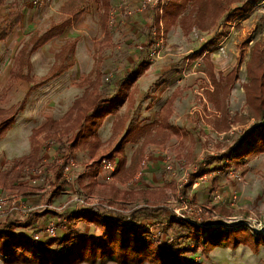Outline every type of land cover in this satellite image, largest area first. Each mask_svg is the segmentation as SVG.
<instances>
[{"label": "rangeland", "instance_id": "374dc122", "mask_svg": "<svg viewBox=\"0 0 264 264\" xmlns=\"http://www.w3.org/2000/svg\"><path fill=\"white\" fill-rule=\"evenodd\" d=\"M0 1L3 3L0 9V24L9 20V14L16 13L22 5L30 6L32 4L31 0ZM170 1L176 2L177 7L174 8L177 10L181 7V14L176 19H173V16L167 19L165 9L169 6ZM63 2V0H56L49 6L38 8L41 11L36 21L28 22L25 20L10 33L6 41L0 42L2 106L20 107L30 91L23 110L18 111L16 116L19 127L22 129H26L24 127H27L28 123H32L27 118L42 121L51 114L50 104L53 95L60 94L61 88L55 78L49 79L48 77L52 76V73H58L71 62L75 64V56L71 55V46L73 47L74 42L77 44L75 51L78 49L84 54L90 55V57H85V63L91 60L92 55H94L95 63L99 65L110 64L113 58L111 54L114 45L110 44L109 41H111L115 31L109 24V19L115 1L68 0L65 2L66 5L64 4L65 7H63ZM156 2L157 6L151 11H157L156 15H158V17L154 15L157 21H155L153 28L157 30L156 41L162 40L161 52L169 46L194 50L191 61H195L196 68L202 74L198 79L201 85L195 92V96L197 100H203L204 96L209 98L214 104L213 106L221 111L223 118L215 120V117L207 118L204 116V121L199 120L201 127L198 128V135L203 148L175 158L177 166L189 168V181L185 183L179 180L178 182V196L180 198L175 205L162 202L154 204L158 206L157 209L138 207L133 210L135 205L115 204L95 198L93 200L118 209L109 211L111 215H105L106 217L115 215V218L119 216L132 218V214L140 210L144 211L148 216L147 226L137 228V230L142 233L147 242L158 246L160 250L173 246L175 250L182 253V258H191L201 264H264V235L253 236L251 230L245 225L253 222L256 227L259 224L264 227V154L236 156L234 153V149L237 148V144L244 134L259 125L254 119L248 118L245 86L248 83L247 62L250 60L252 50L255 46L260 45L264 53V0H156ZM119 7L118 5L117 9ZM81 11L84 12V15L80 19H75L74 15ZM161 17L163 24L160 21ZM166 21L169 30L171 28L175 30L172 34H167ZM61 25H66V29L58 41H53L46 47L40 48L33 55L30 53L33 38L41 36L51 27ZM194 31L198 32L204 40L197 38L193 33ZM57 42L59 44H56ZM62 45H66V52L60 56L61 60L55 61L56 54ZM202 47L206 50L210 49V51L207 52V55L197 57ZM214 53L219 56H214ZM212 58L215 63L211 61ZM54 62L56 65L54 72H50V67L53 66ZM149 62L152 63L153 59L149 58ZM21 71L25 77L28 76L30 82L23 80L22 83L20 82L19 73ZM105 76L106 74H101L96 83L91 84L89 78L80 85L83 88L90 84L87 90L88 94L82 100L80 107L73 114L64 116L62 121L58 122L53 119L54 122L49 124L50 126L46 131L33 138L32 151L34 153L32 152V154L37 158L30 162L28 168L31 170L40 164L46 167L48 185L53 186L51 189L52 197H54L52 202L56 205H63L62 202L57 203V198L61 195L62 190H59L58 185L52 182L51 174L58 171L57 166L60 165L65 150L72 149L76 138L84 132L87 133L88 130L91 131L92 124L86 122V119L88 112L92 108L95 109L92 102L95 98L100 97L98 96L100 90L105 91L103 98L111 95L108 92L112 88L106 85L109 82ZM102 84L104 85L102 86ZM214 88L216 89L215 93L211 91ZM70 91L71 89H68V92L65 91L61 94L67 95ZM77 91V94L81 92L79 89ZM100 102L101 100L97 104ZM106 104L102 105L106 106ZM203 109L206 114H213L207 106ZM207 130H211L210 133ZM9 138H13L12 132L6 139ZM4 141L0 143V196H8V194L9 196L12 194L26 196L27 190H22L19 183H26L30 180L26 176L29 171L20 168L18 161L21 158L12 159L10 152L15 146L12 144L11 150L9 148L11 143L8 141L5 144ZM51 141H54V144H50ZM86 142L97 143L96 140L89 142L84 135L81 143ZM21 146L19 144L18 149ZM24 149L27 151L28 146ZM119 157L121 158V155ZM44 159H48V165L43 161ZM219 160L223 161L224 165L218 167L216 163ZM210 165L215 166V168L209 170L212 168ZM214 172L222 174L225 184L226 182L233 184L232 187L235 189L236 196V199L233 200V206L217 210V213H214L210 207L197 203L195 195L191 194V188L196 177L203 178L201 181L203 186L204 183L210 182L207 175ZM238 176L242 177V181L237 180ZM179 179H182L181 172H179ZM210 184L214 185L212 182ZM212 190L215 192L217 188ZM75 194L90 197L88 194ZM136 205L139 206L140 204L137 203ZM159 210H169L170 213L165 211L156 216L155 214L159 213ZM174 210H179L181 214L188 215V218L196 222L193 224L197 225V228L192 227V225L184 227L177 224L178 221L190 222L177 219ZM152 212L155 214L153 215ZM34 213L38 212L34 211ZM97 214L103 219V213ZM217 214L226 215L228 218L216 219ZM134 216L136 218L137 214ZM67 219H69L66 220L67 223H70V228L67 230L63 228L66 224L64 221L53 220L60 227L58 230H66V234L63 236L66 237L67 234L71 236V241L67 245L64 244L65 247L56 243L55 238L49 241L51 247L47 251L53 257H39L28 252L22 254L16 252V257L20 258L18 264H55V261H65L70 251L78 247L79 238L88 236L102 238L105 235L104 230L100 227L96 228L94 224L92 228H85L89 224L82 220L80 215ZM19 220L23 224L26 222L24 218ZM173 221L177 223L174 227L167 229ZM129 222L132 221L129 220ZM233 228L237 231H230ZM203 229L207 230L208 234H205ZM32 238L26 239L30 240L29 243L33 245L34 243L37 244ZM113 244L116 245L113 251L119 253L117 247L121 241ZM84 256L76 264H120L112 258L114 255L110 254L97 253L92 256L86 251ZM9 261L7 258H0V264H10ZM141 264L151 263L144 261Z\"/></svg>", "mask_w": 264, "mask_h": 264}, {"label": "crops", "instance_id": "0c3cea01", "mask_svg": "<svg viewBox=\"0 0 264 264\" xmlns=\"http://www.w3.org/2000/svg\"><path fill=\"white\" fill-rule=\"evenodd\" d=\"M63 1V5H66L65 2L68 0ZM114 1L115 6L110 12L109 19V24L115 31L111 41H109L110 44L114 45L111 54L113 58L112 60L109 58L111 63L107 65L96 64L94 55H92L91 60L85 63V57H90V55H86L83 51L78 49L75 51L77 44L74 42L73 47L71 46V55L73 57L75 56V64L71 62L58 73H52V76L48 77L49 79L55 78L58 86L61 88L60 94L53 95L50 104L51 114L47 115L42 121L27 118L32 123H28L27 127H24L26 129L19 127L16 115L15 123L6 133L7 136L5 134L0 140V143L12 132L13 138L4 141L5 144L6 142L8 143V141L11 143L9 145L10 149L15 146L10 152L12 159H22L23 157L33 155V138L37 134L46 131L54 120L58 122L62 121L64 116L73 114L80 107L82 100L88 94L87 90L90 84L83 88H81L80 85L89 78L91 79V84L96 83L98 79H100L101 74H106L105 78L108 79L109 82L106 85L112 88V90L108 92L111 95L103 98L105 91L103 92V90H100V94L98 95L100 97L93 100L92 106L94 105L93 107H95L99 100H101L100 104L107 103L106 106H108L110 100H114V107L109 111L97 132L91 133L89 130L87 133L84 132L80 137L78 136L76 138L71 150L64 151L63 157L66 154L72 157L78 163L79 169L75 173L73 182L70 185L64 184V188L60 193L61 195L57 198V203L59 204V202H62L63 205H65L73 194L82 193L88 194V196L92 198L106 200L115 204L124 203L129 206L135 205L132 208L133 210H136L138 207L157 209L158 206L154 204L162 202L175 205L179 202L180 198L178 196L179 173L175 175L167 170V158H173L176 168L181 167L176 165L175 158L177 156L192 151L195 152L203 148L198 135V128L201 127L199 120L204 121V116L207 118L215 117V120L221 119L223 116L221 111L216 106H213L214 104L209 98L204 96L203 100H197L195 96V92L198 91L201 85L198 79L202 74L196 68L195 61H191L194 50L169 46L165 51L163 50L161 52L158 58L153 59L152 63L149 62L152 49L150 40V38H152L151 31L154 29L153 25H155V21H157L154 15L158 17V15H156L157 11H151V9L155 8H151L145 13H137L132 16L123 17V12L117 9L118 5H120V0ZM140 1L141 0H128V4L131 8H136ZM55 2L56 0H49V2L42 7H33L32 4V6L22 5L16 13H10L9 20L0 24V26H5L11 19L19 15L20 21L11 31L13 32L15 28L25 20H28V22L31 20L32 22L36 21L41 11L38 8H44ZM2 5L3 3L0 1V9ZM65 5L63 7H65ZM83 15L84 12L81 11L76 13L74 18L80 19ZM160 21L163 24L162 17ZM53 28H60L62 30L61 34L36 49H34L36 46L35 39L38 37L33 38V46L30 50L32 55L40 48L46 47L49 43L58 41L65 31L66 25L51 27L45 33ZM167 31V34L175 32L172 28ZM56 44H59V42ZM62 46L60 51L56 54L55 61L61 60L60 56L66 52V45ZM204 47L199 51L197 57L201 55L204 56L205 54L207 55V52L210 51V49L206 50ZM214 56L218 57L219 55L214 53ZM211 61L214 62L213 58ZM122 62L124 64H120ZM146 64H148V67H145ZM55 66L54 62L49 71L54 72ZM140 69L143 70L133 83L127 81L128 78L132 77ZM19 74L21 83L23 81L30 82L28 76L25 77L23 75V71ZM103 85L104 84H102V86ZM68 89H71V91L67 95L61 94L65 93V91L68 92ZM78 89L81 90L79 94H77ZM215 90L214 88V90L211 91L215 93ZM29 93L30 91L21 104L23 108ZM116 96H118V98L115 100ZM1 100L2 99H0V108L3 110H9L11 108L19 109L21 107H4L2 106L3 101ZM205 106H207L208 110L212 111L213 114H206L203 109ZM93 111L92 108V110L88 112V115ZM207 131L210 133L211 130ZM217 134L219 133L217 132ZM84 135L89 142L96 140L97 143H81ZM125 137L130 138V140L124 146L126 160L124 165L121 166V164H119L120 154L117 149ZM19 144L22 146L18 149ZM27 146L28 150L26 151L24 148ZM104 157L110 158L112 161L116 162L117 166L114 172L107 171L103 168L100 161ZM34 158L36 160L37 157L34 156ZM47 160L48 159H44L43 161L48 165ZM216 165L220 167L224 164L223 161L219 160ZM19 166L30 172L28 165L25 167ZM210 167L212 168H209V170L215 168L213 165H210ZM29 172L26 174L27 179L30 178ZM51 175L52 182L59 187L60 184L56 182V172ZM207 177H209L208 181L212 182L214 185H211L209 182L208 184L204 183L202 186V177H196L192 185L191 194L195 195L197 203L210 207L214 213H217V210L233 206V200L235 198V189L232 187L233 184L230 182H226L225 184V179L220 172L210 173ZM19 186L22 190H27L28 194L26 196L23 194H12L10 196L8 194V196L17 198L32 206H39L48 200L51 202L54 199V197H52L51 189L53 186H51V184L47 186H33L29 180L26 183H19ZM214 188H217L215 192L212 190ZM216 193L221 194V200H215L214 197ZM65 198H67V200H65ZM137 203L140 205L137 206ZM83 211L84 209H78L74 205L68 206L62 214L37 211L38 213L36 214L45 215L40 217L34 226L22 227L23 229L17 227L14 233L21 238L30 239L40 227L54 219L64 221L66 224L63 228L67 230V228H70V223L68 224L66 221L69 220L67 218L81 215ZM165 211L169 212V210H159V213L155 214V212H152V214L157 216ZM109 214L111 215L110 212L103 213V219L106 221L115 219V215H112V217L105 216ZM136 214V218L131 220L132 222H129L126 228H144L147 226L148 216L144 211L140 210ZM29 217L24 219H28ZM215 218L224 220V218L226 219L228 217L226 215L222 216L221 214H217ZM19 219L21 218L18 216L10 217L0 222V225L8 220L20 221ZM210 220L212 221V219ZM92 226L94 225L89 224V226L85 228H92ZM95 227L99 228L97 226ZM66 230H59L56 237V239H59L57 242L58 244L64 239L65 236H63V234H66ZM51 239L55 238L44 237L37 244L49 250V247H51L49 241ZM65 245H63V247H65Z\"/></svg>", "mask_w": 264, "mask_h": 264}, {"label": "trees", "instance_id": "16d2710c", "mask_svg": "<svg viewBox=\"0 0 264 264\" xmlns=\"http://www.w3.org/2000/svg\"><path fill=\"white\" fill-rule=\"evenodd\" d=\"M176 2L169 3L167 9H165L167 19L170 16H173V19L179 17L181 14V7L177 10ZM183 7V6H182ZM179 11V12H178ZM19 15L15 16L8 22L5 26H0V41L7 39L9 33L13 28L19 23ZM167 27V28H166ZM165 29H169L168 22L166 21ZM62 30L60 28H53L43 36L35 39V48L40 47L56 36L60 35ZM152 37V31H151ZM151 45L153 44L152 38ZM264 53L260 45L255 46L252 50L250 60L247 62V78L248 83L245 86V92L247 96V107H248V118L254 119L258 122V126L252 129L250 132L245 133L242 139L238 142L237 148L234 149L236 156H241L243 154L257 155L264 154ZM148 67V64L145 65ZM144 69V68H143ZM143 69H140L132 77L128 78L127 81L133 83L138 75L142 72ZM118 98L116 96L115 100ZM1 99V98H0ZM108 106H103L102 104H96L94 111L87 116L86 122L92 124V132H97L99 127L102 125L105 117L108 115L109 111L114 107V100H110ZM23 105L19 108H11L9 110H3L0 108V140L5 136V134L11 129L15 123V116L18 111H21ZM130 140V138H124L121 145L117 149L118 153L121 155L120 162L121 166L124 165L126 160L124 154V146ZM34 161L35 158L33 155L28 157H23L18 161L19 165L25 167L30 164L31 161ZM68 159H65L63 164L58 165V171L56 172V182L60 184L59 190L64 188L63 180V168L67 163ZM136 213L132 214V218L118 217L110 221H106L100 217L96 212H91L89 210H84L80 215V218L88 224H94L104 230L105 235L102 238H93L85 237L79 238L75 249H72L67 255L65 261H55V264H76L78 261L82 260L85 256V252H89L94 256V254L101 253L102 255L110 254L114 255L112 258L120 264H141L144 261H149L151 264H201L191 258H182L181 252L174 249L173 246H168L164 250H160L158 246L153 245L150 242H147L142 233L138 232L137 228H126L129 223V220H134ZM45 214H32L26 222L20 223L19 221H10L0 225V253L4 256L3 259H9L10 264H16L20 262V258L16 257V252L18 253H31L35 256H51L48 250H45L43 247L38 244L29 243V238H21L15 235L14 231L17 227H32L34 226L40 217H43ZM176 221H173L169 224L168 228L174 227ZM181 226L192 225V227L197 228V225L190 224L187 222H179ZM215 227V226H214ZM201 229V227H199ZM208 229V228H204ZM203 229V230H204ZM223 230V228H221ZM225 230V229H224ZM236 229H231L230 231ZM229 231V230H226ZM233 232V231H232ZM199 233V232H198ZM205 234L207 230H204ZM231 233V232H230ZM214 239V238H213ZM52 240V239H51ZM57 242L59 239H56ZM55 240V241H56ZM112 240V241H111ZM120 242L118 245L119 253L113 251V243ZM120 240V241H118ZM71 241V236H66L60 242V245L68 244ZM111 241V242H110ZM56 242V243H57ZM217 242V241H216ZM135 244L134 246L130 245ZM241 244V242H239ZM238 243V244H239ZM237 244V243H236ZM50 245V243H49ZM236 246V245H234ZM23 250V252H22ZM46 251V252H45ZM5 253V254H3ZM116 255V257H115ZM65 258V257H64ZM63 259V258H62Z\"/></svg>", "mask_w": 264, "mask_h": 264}, {"label": "built area", "instance_id": "2783aa9c", "mask_svg": "<svg viewBox=\"0 0 264 264\" xmlns=\"http://www.w3.org/2000/svg\"><path fill=\"white\" fill-rule=\"evenodd\" d=\"M49 2V0H31V3L35 7H42L46 5ZM119 10L123 12L124 15L132 16L134 14H140L148 12L151 8H154L157 6L156 0H141L139 5L136 8H131L128 4V0H120ZM195 36L201 40H204L203 37H200L198 32H193ZM157 37V30L154 28L152 30V49L150 52V58L155 59L158 58L161 54V46H162V40L156 41ZM155 39V41H154ZM163 50V49H162ZM50 144H54V141H51ZM65 159L67 160V163L64 165L63 168V180L65 184L70 185L75 177V173L79 169L78 163L69 155H65L60 164H63ZM103 168L107 171L114 172L116 169V162L112 161L110 158H102L100 161ZM167 170L169 172H172L173 174H177L181 172L182 180L183 182L189 181V168H176L174 166L173 158H167ZM30 183L33 186H47L48 180H47V174H46V167L43 164H40L33 169L30 170ZM238 181H242V177H237ZM215 200H221L222 196L220 193L215 194ZM236 199V196L235 198ZM70 205L76 206L78 209H84L89 210L91 212L96 213H107L109 211L118 210L112 206H109L105 203H100L97 200H93L91 197H87L84 195H73L70 200L65 205H56L52 201L49 200L39 206H32L27 203L22 202L21 200L17 198H12L9 196H0V222L3 220H6L10 217H20V218H26L33 214L34 211H48L53 214H61L64 213L66 208ZM174 213H176L177 219H184L190 223H196L190 218H188V215L181 214L179 210H174ZM252 232L253 236L257 235H264V227L262 224H259L258 227H256V224L246 223L245 224ZM60 227L57 226V224L53 221H50L40 227L33 235L34 242L39 243L44 237L47 238H56L58 235V229ZM23 252V250H22ZM0 258L3 259L4 256L0 253Z\"/></svg>", "mask_w": 264, "mask_h": 264}]
</instances>
